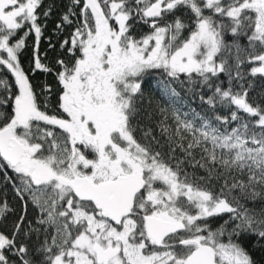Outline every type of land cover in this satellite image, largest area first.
Returning a JSON list of instances; mask_svg holds the SVG:
<instances>
[{
	"label": "snow or ice",
	"instance_id": "snow-or-ice-1",
	"mask_svg": "<svg viewBox=\"0 0 264 264\" xmlns=\"http://www.w3.org/2000/svg\"><path fill=\"white\" fill-rule=\"evenodd\" d=\"M41 4L0 0V69L18 88L13 97L0 79L9 93L0 109L11 101V112L0 110V169L6 164L19 176L25 211L30 201L41 213L36 223L49 227L42 242L39 228L30 221L24 227L26 214L10 231L0 229V264H257L239 241L244 234L264 240V209L257 214L241 203L264 202V96L250 102L253 83L243 81L264 77V0H83L82 19L61 44H71L74 59L56 61L62 91L51 114L38 103L18 55L30 33L39 43ZM180 7L191 12L187 23L181 16L166 20ZM50 14L51 8L43 12ZM74 15L70 6L61 20L71 24ZM138 23L151 31L137 38ZM39 69L52 70L37 55L33 71ZM221 73L227 88L213 79ZM182 74L212 92L201 96L209 108L222 105L231 116L200 117L197 126L174 109L173 129L168 109L157 104L165 153L151 128L146 143L136 136L145 114H154L144 84L153 79L172 101ZM237 82L241 91L233 90ZM177 149L183 156L173 165ZM185 160L206 175L189 174ZM7 211L0 203V218ZM224 214L228 219L212 230L210 218Z\"/></svg>",
	"mask_w": 264,
	"mask_h": 264
},
{
	"label": "trees",
	"instance_id": "trees-1",
	"mask_svg": "<svg viewBox=\"0 0 264 264\" xmlns=\"http://www.w3.org/2000/svg\"><path fill=\"white\" fill-rule=\"evenodd\" d=\"M73 8V11L76 15L71 17L72 23L67 24L63 23L61 20L62 15L67 12L69 7ZM83 7V0L79 5H75L73 0H42L41 6H39L37 10V15L39 17L38 22L42 27V35L40 37L39 43L37 44L35 33H30L27 37H25V46L19 52V60L24 68L26 74L28 75L31 84L33 85L34 91L38 98V103L41 105L43 109L45 105H47V109L49 113H54L59 108V96L62 91V87L57 79V73L61 70L60 66L56 64V61L59 59H63L66 63L71 64L73 61V56L68 52V48L71 47L69 43L67 47L61 48V44L66 39L70 40L71 33L77 26V24L81 21L80 9ZM51 8V14L45 18L43 16V12ZM175 16H181L184 21L187 23L191 18V12L189 9L184 7H180L175 11V14H169L166 17V20L171 21L175 18ZM61 23L62 28L57 29V24ZM27 27L22 28L18 31L16 36L13 39V43H15L16 39H19L20 36L27 31ZM151 29L148 25L143 23L136 24L134 28V34L137 38H140L144 34L150 32ZM185 35L187 33L185 32ZM231 36H228V42H231ZM242 44H246V38L242 37ZM39 56L41 63L45 65V67L52 69L51 71H44L42 69L35 70V57ZM224 55H227L225 53ZM219 62V59L217 60ZM232 62L231 60L229 61ZM245 72H248V69H244ZM155 76H162V72L155 73ZM233 76H235V72L233 71ZM0 79H5L7 84L10 86V91L12 96L17 93L18 88L15 85V79L6 69H0ZM216 83H221L222 87H228V77L226 74H219V79L213 78ZM181 80L184 81L183 84L176 82L174 83V87L176 91L179 93L178 97H174L172 101H168L161 97V94L158 90L153 87L154 80L149 78L147 82L144 84L145 89V99L147 101L148 98L152 100V108L149 111H153V116L149 119L147 118V113L142 120L141 128L137 131V139L146 143L143 139L144 131L151 128L153 130V134L160 139L161 144H164V152H168V148L166 146V140L162 137L159 128V122L163 118L157 109V104L160 107H166L168 109V123L172 125L173 129L175 128V121L173 119L172 113L175 109L180 115L181 119L194 120L197 126L202 123L200 117H204L206 119H212L215 115L219 114L220 116H228L230 118L231 112L226 107L217 104V106L212 109L201 100V96L206 100L208 96L212 94L211 91L207 88L206 85H201L200 83L189 84L187 82L186 77L182 74ZM251 80L253 83V88L249 91V100L250 102H259L261 96H264V77L259 74L257 77L253 78L250 75L243 81L245 87H247L248 81ZM239 83L237 82L234 86V91H241L239 88ZM9 93L4 90L3 87H0V98H8ZM8 112H11V101L4 106L3 109ZM185 113L187 116L185 117ZM199 116H196V114ZM241 115H243L241 113ZM215 124V120H212ZM235 123L231 125V127H235ZM221 130H223V126H221ZM210 147V146H209ZM194 156L196 160H199L203 155L202 151L197 148L194 150ZM176 159L172 160L171 163L173 165L176 164L177 160H179L183 153L177 149L175 153ZM0 162L2 159L0 158ZM181 167L186 170L189 174H192L194 171L197 176H205L206 172L202 168H193L191 160H185V163L181 165ZM6 173V175H5ZM216 187V191H219L220 183L213 181ZM20 186V178L17 174H15L10 168L5 166L3 169H0V203L7 202L8 211L5 216L0 218V229L5 231H10L12 225L18 221L21 215L26 214V220L24 222V227H29V221L31 222V226L40 229L39 233V241L42 242L44 239V228L49 227L47 225H39L36 223V220L41 213L38 208L34 207L32 203L29 201L27 204V208L25 211V202L22 201L17 193L16 188ZM242 204L248 209H254L257 214L260 213L261 209H264V202L262 201H251V200H242ZM228 219V215L224 214L221 217L210 218L209 225L212 230H215L219 227V225L223 222V220ZM231 225L229 226V229ZM50 232H54V228L49 229ZM50 239V237H49ZM226 239V237H225ZM240 243L248 250V252L252 255L253 259L257 262V264H264V240H261L257 236L244 234L240 237ZM38 238L37 234L33 233L31 237V244L37 245Z\"/></svg>",
	"mask_w": 264,
	"mask_h": 264
},
{
	"label": "flooded vegetation",
	"instance_id": "flooded-vegetation-1",
	"mask_svg": "<svg viewBox=\"0 0 264 264\" xmlns=\"http://www.w3.org/2000/svg\"><path fill=\"white\" fill-rule=\"evenodd\" d=\"M61 87H62V85H61ZM61 93V92H60Z\"/></svg>",
	"mask_w": 264,
	"mask_h": 264
},
{
	"label": "water",
	"instance_id": "water-1",
	"mask_svg": "<svg viewBox=\"0 0 264 264\" xmlns=\"http://www.w3.org/2000/svg\"><path fill=\"white\" fill-rule=\"evenodd\" d=\"M2 159V158H1Z\"/></svg>",
	"mask_w": 264,
	"mask_h": 264
}]
</instances>
